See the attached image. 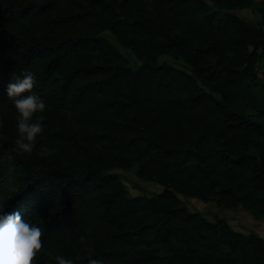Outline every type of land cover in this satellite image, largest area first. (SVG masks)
Returning a JSON list of instances; mask_svg holds the SVG:
<instances>
[{
  "label": "trees",
  "instance_id": "obj_1",
  "mask_svg": "<svg viewBox=\"0 0 264 264\" xmlns=\"http://www.w3.org/2000/svg\"><path fill=\"white\" fill-rule=\"evenodd\" d=\"M254 1L0 0V190L43 229L34 264H264L262 237L178 198L264 218V0L258 25L235 14ZM25 70L47 105L31 154L5 93ZM135 165L160 193L128 197L110 172Z\"/></svg>",
  "mask_w": 264,
  "mask_h": 264
},
{
  "label": "clouds",
  "instance_id": "obj_2",
  "mask_svg": "<svg viewBox=\"0 0 264 264\" xmlns=\"http://www.w3.org/2000/svg\"><path fill=\"white\" fill-rule=\"evenodd\" d=\"M37 76L31 70L15 75L5 85L6 96L12 100L17 113L16 150L31 154L36 140L44 130L45 100L34 91ZM49 154L47 148L41 149V155ZM0 202V264H34L43 247V229L37 223L26 219L20 210L6 211ZM89 250L88 264H103L99 257L92 258ZM56 264H74L63 255H55Z\"/></svg>",
  "mask_w": 264,
  "mask_h": 264
},
{
  "label": "rangeland",
  "instance_id": "obj_3",
  "mask_svg": "<svg viewBox=\"0 0 264 264\" xmlns=\"http://www.w3.org/2000/svg\"><path fill=\"white\" fill-rule=\"evenodd\" d=\"M258 1H254V5L246 10L237 11L235 14L245 18L252 24L258 25L260 15L257 11ZM104 36L117 48V50L125 56L129 66L133 69L140 65L130 50L124 49L115 42L109 33ZM158 63L169 65L180 70L187 71L188 68L181 62L175 61L169 57L162 56ZM257 83L253 87V92L259 102H264V62H260L256 66ZM110 173L117 175L118 179L123 183L128 197H136L145 195L152 197L162 191L163 187L152 182H143L136 177V165L129 171L113 170ZM14 191L11 186H5L0 190V202H4ZM184 206L192 212H199L208 220L213 222L216 218L224 219L235 230L244 235L257 234L264 239V218L255 219L247 211L236 208L232 210H223L211 203H204L194 198H188L178 195Z\"/></svg>",
  "mask_w": 264,
  "mask_h": 264
}]
</instances>
